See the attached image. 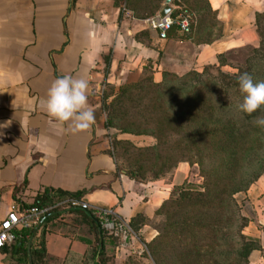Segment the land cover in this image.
Wrapping results in <instances>:
<instances>
[{"label":"crops","instance_id":"obj_1","mask_svg":"<svg viewBox=\"0 0 264 264\" xmlns=\"http://www.w3.org/2000/svg\"><path fill=\"white\" fill-rule=\"evenodd\" d=\"M207 2L220 26L211 43H195L192 37L160 40L146 18L133 16L115 0H0V222L14 203L30 206L44 188L85 190L82 200L112 209L123 227L116 241L104 244V264H126L131 254L147 250L157 236L151 223L170 185L162 179L137 180L118 169L100 94L104 83L117 91L137 82L145 68L158 82L163 71L201 70L219 53L257 46L255 14L264 9V0ZM186 50L194 53L193 61L172 55L184 59ZM64 74L90 77L94 93L88 104L96 118L87 130L71 132L43 106L51 82ZM139 137L144 136L116 134L131 141ZM247 193L263 203L264 225V173ZM258 224L249 221L243 233L258 238L264 249V227ZM39 228L24 237L19 231L20 237L0 248V264H29ZM42 239L43 264H91L94 235L76 213L50 220ZM262 252L252 250L248 264H264Z\"/></svg>","mask_w":264,"mask_h":264},{"label":"trees","instance_id":"obj_2","mask_svg":"<svg viewBox=\"0 0 264 264\" xmlns=\"http://www.w3.org/2000/svg\"><path fill=\"white\" fill-rule=\"evenodd\" d=\"M121 1L133 16L147 18L159 11L164 0H115V4ZM172 2L188 7L199 18L201 14L209 15L206 23L202 18L197 20L195 29L190 21L191 30L185 34L191 33L188 37L195 43H211L219 37V32H202L201 39L196 36L198 28L199 31L200 28L210 30L218 25L207 0ZM177 13L175 8L171 9L172 16ZM255 31L259 40L257 46L219 53L215 62L203 65L200 71L194 67L180 75L163 71L158 82L152 75H145L103 96L107 129L155 139L148 147L136 148L158 161L153 164L157 173L150 180L163 177L180 162L197 164L203 178L201 184L185 180L174 184L169 197L156 211L157 216H164V222L157 229V236L146 246L153 264H162L160 255L165 251L176 250L179 256L205 253L217 257L219 264H227L229 260L232 264H248L249 254L254 249L262 250L264 255L259 239L242 232L249 218L241 213L236 198L246 193L264 173V129L251 123L254 117L264 115V107L252 116H244L235 109L240 99L236 80L240 73L248 72L255 81H264V9L255 14ZM225 66L235 71L223 70ZM148 70L145 68L143 75ZM110 95L113 97L107 103ZM213 95L218 104L213 102ZM125 174L137 179L130 169H125ZM84 192H52L44 188L37 192L31 205L44 208L66 197L80 198ZM64 212L76 213L80 221L89 226L95 239L90 251L91 264H104V244L119 237V221H115V229L109 231L101 226V219L93 211L68 206H57L44 214L39 242L30 250L32 263L43 264L45 227ZM23 231L22 237L35 232L34 228ZM168 243H171L169 250L165 248ZM99 244H102L100 251ZM133 259L129 257L126 264H135ZM179 264L184 263L179 260Z\"/></svg>","mask_w":264,"mask_h":264},{"label":"rangeland","instance_id":"obj_3","mask_svg":"<svg viewBox=\"0 0 264 264\" xmlns=\"http://www.w3.org/2000/svg\"><path fill=\"white\" fill-rule=\"evenodd\" d=\"M163 2L165 5V0ZM163 2H162V4H163ZM119 5L123 6V3L120 2ZM170 6L172 7V9L175 8V10L178 11L177 15H179L180 13L187 14L189 16V20L191 21V26L193 29H195L197 27V24L199 22L197 20H199L201 18H202V20H204L203 22H205V23L208 22L207 21L209 18L208 14H201V18H199L197 16L196 12H193L188 7L184 8L183 5L179 6V3H178V5L174 4L172 2V0L170 1ZM207 30L208 29L201 31V28H200V31H199V28H198L196 36L199 39H201L204 36V34H203L204 32H208L211 34L218 33L220 30V26L218 24V25H215L214 27L210 28V30H208V31ZM190 35H191V33L187 35V34L183 33L178 26H174L172 28L171 32L169 33L167 40L171 39V37H173L176 40H179L182 38H187ZM258 42H259V40H258ZM258 42H257V45H258ZM247 46L248 45L238 47V48H243V47H247ZM234 49H237V48H234ZM172 55H173V57H175L179 61L182 60L183 62L184 61L191 62V61H193L194 53L186 50L185 55H184L185 56L184 59L179 58L174 53ZM223 70L230 71V72L235 71L234 69H232L228 66L223 67ZM149 74L151 75V71L148 70V71H146V73L143 76L149 75ZM112 91L116 92L112 86H109V84L104 83V87L101 91L100 96H101V111L105 114V119H106V111H105V106L103 104V96L107 93L108 94L112 93ZM112 97H113V95H110L106 102L107 103L110 102ZM116 134H118V133L114 129L109 130V139H110L111 148H112L111 151L113 153V157H114L116 163L118 164V169L119 170L122 169L124 171H125V169H128V170L130 169V170L134 171L136 173L137 180L157 181V180L162 179L164 184L170 185V186H167V188H170V189H172V186L174 184L181 183L184 180L191 182L193 184H201L203 182V178L200 175L198 165L197 164H189L187 162H180L176 165L175 168H173L172 170H170L169 172L164 174L163 177L158 178L156 180H150V178L153 175H155V172L157 173V167H155V165H153V164L154 163L158 164V161H156L154 159L152 160L151 158H149V155H146L145 152L136 151V148L148 147V146L155 143V139L151 136L141 135L144 137L143 138L139 137V138L131 141V140H127V139H117ZM145 136H146V138H145ZM254 195L251 196L250 193L248 194L246 192V193H242V194L237 195L236 198H237L239 204L241 205V213L243 215L247 216L249 218V221L259 223L258 225L260 227H264V225L261 224L262 220L260 221V218H261L260 215H262L261 213L263 211L262 210L263 203L258 201L259 197H253ZM163 222H164V216L158 215L152 221L151 228L157 231L158 228L162 227ZM119 224H120V222H119ZM245 227L243 228V230H245ZM121 228L123 229V227H121ZM243 230H242V232H243ZM246 234H248V232ZM147 236H151V235H147ZM165 248L169 250V248H171V243H168V245ZM165 248H164V250H166ZM176 251H178V250H176ZM176 251H173V252L165 251L164 253H162L160 255V257H163L162 264H179V260L184 264L188 263L189 261L191 262V264H219L217 257L214 258L211 255H207L205 253L188 254L185 256H179V252H176ZM147 253H148L147 250H143V252L141 254H137V255L131 254V257L134 258L133 262L135 264H136V262L139 264H153V263H151V260L148 258ZM262 254H263V252H262ZM202 257H204V258L201 259ZM129 264H130V262H129ZM227 264H232V263L229 260V261H227Z\"/></svg>","mask_w":264,"mask_h":264},{"label":"clouds","instance_id":"obj_4","mask_svg":"<svg viewBox=\"0 0 264 264\" xmlns=\"http://www.w3.org/2000/svg\"><path fill=\"white\" fill-rule=\"evenodd\" d=\"M93 67L94 65H90L85 73L90 72ZM236 80L240 99L235 104V109L244 116H252L264 107V81H255L248 72L240 73ZM93 93L87 74H64L51 82L42 103L53 120L66 124L68 130L77 133L87 130L95 122L94 109L88 104L89 96ZM213 102L218 104L214 95ZM251 123L254 127L264 129V115L254 117Z\"/></svg>","mask_w":264,"mask_h":264},{"label":"built area","instance_id":"obj_5","mask_svg":"<svg viewBox=\"0 0 264 264\" xmlns=\"http://www.w3.org/2000/svg\"><path fill=\"white\" fill-rule=\"evenodd\" d=\"M146 23L149 28L157 32L160 40L167 39L168 32L173 26H178L183 33H188L191 30L189 16L183 13L177 16H172L171 12L164 16H160L157 13L146 18ZM57 206L91 210L101 219V226L103 228L109 231L115 229V221L118 218L112 209L93 207L81 198L66 197L44 208H38L33 205L23 206L14 203L6 217L0 222V248L20 237L19 231L35 228L37 224L42 222L44 214Z\"/></svg>","mask_w":264,"mask_h":264},{"label":"water","instance_id":"obj_6","mask_svg":"<svg viewBox=\"0 0 264 264\" xmlns=\"http://www.w3.org/2000/svg\"><path fill=\"white\" fill-rule=\"evenodd\" d=\"M170 1L171 0H165V5L161 8V10L159 11V15L160 16H164L167 13L171 12L172 7L170 6ZM42 224V222H40L39 224H37L35 226V229H38L40 227V225ZM102 248V244H99L98 250L100 251ZM29 264H32V260L31 257L29 256Z\"/></svg>","mask_w":264,"mask_h":264}]
</instances>
